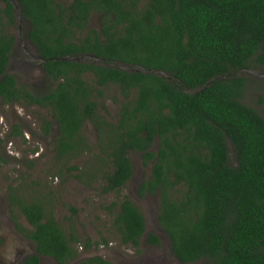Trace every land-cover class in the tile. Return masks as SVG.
I'll list each match as a JSON object with an SVG mask.
<instances>
[{"label": "trees", "instance_id": "trees-1", "mask_svg": "<svg viewBox=\"0 0 264 264\" xmlns=\"http://www.w3.org/2000/svg\"><path fill=\"white\" fill-rule=\"evenodd\" d=\"M4 2L0 102L49 110L60 159L83 151L80 131L91 123L104 157L96 171L104 195L119 192L131 179L128 153H139L144 165L151 163L139 193L158 194V224L179 263L264 264V117L240 103L245 79L236 76L251 66L264 68V0ZM15 6L30 23L27 39L44 61L43 73L56 83L43 96L8 74L14 38L6 33L2 16L13 24ZM92 14L100 16L99 31L88 28ZM85 56L92 59L52 60ZM116 65L165 76L130 73ZM109 86L122 100L116 124L98 114L97 98ZM50 128L45 123L44 134ZM13 135L23 136L16 127ZM12 206L30 226L15 222L17 231L35 245L36 255L23 264H39L38 256L56 264L75 260L77 238L66 236L40 202L14 199ZM113 228L122 245L139 253L144 219L127 197L118 205ZM146 242L159 244L152 234ZM90 247L89 241L83 244L84 250ZM75 264L113 263L91 257Z\"/></svg>", "mask_w": 264, "mask_h": 264}, {"label": "rangeland", "instance_id": "rangeland-1", "mask_svg": "<svg viewBox=\"0 0 264 264\" xmlns=\"http://www.w3.org/2000/svg\"><path fill=\"white\" fill-rule=\"evenodd\" d=\"M54 1L64 6L71 2ZM4 7V0H0V10ZM2 18L6 33L14 38L8 74L13 75L17 84L33 95L48 94L56 83L43 73L37 61H33L37 53L27 40L30 23L22 16L17 17V13H14L13 24L4 16ZM100 27V16L92 14L88 28L99 31ZM236 76L245 79L240 103L264 117V68L251 66ZM90 79L86 76L89 84ZM102 95V98H97L101 106L98 114L109 124H116L122 101L120 93L117 88L109 86L103 89ZM45 123L51 127L47 135L44 134ZM14 127L23 136L13 135ZM56 136L55 120L49 110L18 104L3 105L0 102V264H20L35 250L34 244L26 241L15 229V222L28 230L30 226L12 206L14 199L27 203L40 202L46 216H52L66 236L71 234L77 238V256L70 264L91 257H101L113 264H181L171 254L168 237L158 224V194L139 193L141 185L150 175L151 163L144 165L139 153H128L131 179L119 192L104 195L101 193L103 183L96 173L100 164L98 161L104 160V157L97 146L93 125L89 122L83 125L80 131L83 151L71 158L56 156ZM156 148L155 141L151 150L156 151ZM227 149L229 164L234 166V151L229 144ZM73 167L76 170H72ZM124 197L132 202L144 219L145 233L140 240L139 253L130 246L122 245L113 228L115 213ZM112 204L115 207L109 212ZM148 234L156 236L159 244L149 245L146 242ZM87 241L91 247L84 250L83 244ZM40 264L56 263L46 258L41 259ZM191 264L211 262L201 260Z\"/></svg>", "mask_w": 264, "mask_h": 264}, {"label": "water", "instance_id": "water-1", "mask_svg": "<svg viewBox=\"0 0 264 264\" xmlns=\"http://www.w3.org/2000/svg\"><path fill=\"white\" fill-rule=\"evenodd\" d=\"M12 1V0H11ZM14 13H17V17H21V13H20V10L15 6L14 7ZM90 59H92L91 56H85L83 58H77V57H63V58H56V59H52V60H59V61H72V62H77V63H80V62H83V63H87ZM37 60L40 61V64L42 65L43 64V60L42 58L38 55L37 56ZM96 63H101L99 61H96ZM108 67L111 66V64H107ZM116 67H122L123 69H125L126 71L130 72V73H148V74H155L159 77H164L165 75L161 72H158V71H151V70H148V71H144L142 69H134V68H128L126 66H122V65H116ZM2 79V77L0 78V80ZM203 89L201 88L199 91L197 92H201ZM191 93V92H190ZM191 94H194V93H191Z\"/></svg>", "mask_w": 264, "mask_h": 264}, {"label": "flooded vegetation", "instance_id": "flooded-vegetation-1", "mask_svg": "<svg viewBox=\"0 0 264 264\" xmlns=\"http://www.w3.org/2000/svg\"><path fill=\"white\" fill-rule=\"evenodd\" d=\"M28 40V39H27ZM29 41V40H28ZM30 42V41H29ZM31 44V43H30ZM32 45V44H31ZM33 46V45H32ZM34 48V47H33ZM35 49V48H34ZM36 51V50H35ZM37 53V52H36ZM37 56H38V53H37ZM37 56H36V58L35 59H33V61H37V63L41 66V64H40V61L39 60H37ZM16 208V207H15ZM17 210V209H16ZM18 211V210H17ZM15 225V224H14ZM15 229H16V225H15ZM17 230V229H16ZM18 232V231H17ZM19 233V232H18ZM20 234V233H19ZM26 241H28V242H31V241H29V240H27V239H25ZM31 243H33V242H31ZM34 244V243H33ZM35 246V245H34ZM33 255H36V251L34 250V253H32V254H28L22 261H21V263L20 264H23V262L26 260V258H28V257H30V256H33ZM47 257H42V256H38V259H39V264H40V261H41V259H46ZM47 259H51V258H47ZM53 260V259H52ZM54 261V260H53Z\"/></svg>", "mask_w": 264, "mask_h": 264}]
</instances>
